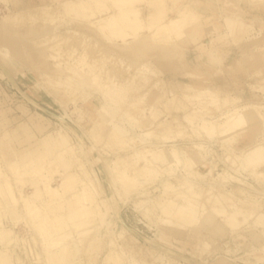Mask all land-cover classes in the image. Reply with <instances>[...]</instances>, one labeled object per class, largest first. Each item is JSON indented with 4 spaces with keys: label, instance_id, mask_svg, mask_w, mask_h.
I'll list each match as a JSON object with an SVG mask.
<instances>
[{
    "label": "rangeland",
    "instance_id": "1",
    "mask_svg": "<svg viewBox=\"0 0 264 264\" xmlns=\"http://www.w3.org/2000/svg\"><path fill=\"white\" fill-rule=\"evenodd\" d=\"M32 1L0 0V111L12 119L9 128L28 124L26 145L37 142L30 152H13L16 163L39 152L50 165L42 178L18 177L0 157V264H264V48L248 52L264 38L242 6L256 0H210L211 7L179 0L176 8L174 0ZM254 4L264 11V3ZM119 8L138 15L139 27H108ZM187 8L208 17L202 45L221 50L208 61L186 53L187 41L172 32L149 37L147 25ZM222 11L241 17L239 34L229 33ZM42 29L27 42L30 30ZM137 35L151 45L145 53L131 47ZM105 98L116 118L100 113ZM245 107L257 111V128L241 139L222 137L227 116ZM25 111L45 119L29 125ZM1 122L2 156V140L12 135ZM69 172L77 173L74 185L64 180ZM81 181L96 194L71 220L82 205ZM206 193L223 202L221 233L165 214L170 203L204 206ZM35 194L49 204L42 224L57 226L56 236L42 237L31 220L26 203Z\"/></svg>",
    "mask_w": 264,
    "mask_h": 264
},
{
    "label": "bare ground",
    "instance_id": "2",
    "mask_svg": "<svg viewBox=\"0 0 264 264\" xmlns=\"http://www.w3.org/2000/svg\"><path fill=\"white\" fill-rule=\"evenodd\" d=\"M119 1V0H118ZM179 0H174L171 2L173 8L177 6ZM225 2V6H235V2L234 0H223V3ZM222 3V4H223ZM255 3V4H254ZM264 3V0H256L255 2H253V4L256 6L258 4H262ZM159 4H163L162 2H160ZM170 4V5H171ZM199 4L200 6L203 5L205 7H211V2L208 1L206 4H203V2L201 1H196V5ZM184 5L186 6H191L194 5L193 2H185ZM264 5V4H263ZM210 10V9H208ZM235 11H232L231 9V14H237V15H241V11L240 8L239 9H234ZM164 8L162 9H158L155 14L158 16H162L164 13ZM201 12V11H200ZM202 13H194L192 10H190L189 8H187L185 11H181L180 9L177 10L176 16L173 19L168 20L167 22H163V23H159L157 24L156 27H154L153 29H151L150 25H147L148 29L147 31L150 33L149 37H153L154 35H157V32H161V30H166L169 32L174 33L175 35H177V37H179L182 41H187V44L189 42H196L198 40V37L200 36V33L202 31V19H204L201 16ZM209 14V13H208ZM219 15H223L224 16V20L227 22V30L229 31V33L234 36V34H239L240 32L237 31V29H235V25L240 21L241 17H229L228 14H225L223 11L220 12ZM138 15H134L132 16H128L127 13L119 8V11L116 15V17H114L113 15H111L109 17L108 20V27L112 28L113 30L116 29H123V28H135V27H139L140 24V20L137 17ZM200 16V17H199ZM236 16V15H235ZM207 17V16H206ZM155 20V24L157 23L156 21L157 18L154 19ZM151 24V23H149ZM125 25V26H124ZM146 27V28H147ZM46 29H42L40 31H29L28 36L25 37V39L27 40V42L29 43L30 41L36 42L35 41V37L46 33ZM9 36L12 37L13 34L8 33ZM14 36V35H13ZM143 36H135L134 37V43L132 44V48L134 49V51L138 52V53H145L146 49L150 48V43L147 41H145V39H142ZM147 38V37H144ZM149 39V38H147ZM44 40V39H43ZM15 41V42H14ZM13 41V45L15 50L17 49V46L20 45L19 41L14 40ZM41 41V40H40ZM45 41V40H44ZM145 41V42H144ZM258 65L260 66V64H262V62L260 61V59L257 61ZM79 73H82L81 70ZM71 79H77L78 77H70ZM214 95V94H213ZM109 99L105 98L104 99V104L100 110L101 114H105L110 118H116L117 116H113V115H109L111 113V111H109ZM258 113L255 109L249 108V107H245L242 108L240 110H234L229 116H227L226 119V126L223 128V130L220 131V135L222 137H227L230 135H239V138H243L246 135L252 134L255 128H257V123H258ZM27 131V126L25 124L20 125L17 127V129L15 131L12 132L11 135H13V137H18L17 134H23L25 135ZM237 135V136H238ZM9 136V135H8ZM10 137V136H9ZM239 138L237 141L234 142V140L231 142L232 147H236V144L239 141ZM12 140V138L10 139H3V143H4V147H2V149H6L7 147V142ZM1 149V148H0ZM9 150V149H8ZM5 154V155H4ZM171 154V158L174 162L179 163L180 162V157L178 155V152L176 150H172ZM31 155V156H28ZM0 157L4 158V160L6 161V166L11 168L13 173H17L18 177L24 175L25 173H29L32 172L33 174L39 176V177H43L40 174L42 173V171L44 170H48L50 162L46 159V157L43 156V154L36 152V153H28L27 155L22 154L20 155V163H16V156H14L13 152H9L8 154L4 153L3 151V155ZM1 159V158H0ZM155 160V159H153ZM76 167V166H75ZM64 180L65 181H72L73 184L76 182V177L77 173L75 172H69L68 174L63 175ZM44 181L47 183L48 179L43 178ZM69 185V183L67 184ZM79 185L81 187V189L79 190V200L80 198L82 199V205L80 208H75L74 210H72V215H71V220H73L76 217H79L81 215H84L87 211V208L85 207L86 204L85 201H90L93 200V198L95 197L96 194V189L93 190V192L91 193V189L89 188V186H87L88 184L81 181V183L79 182ZM87 186V187H86ZM48 187V186H46ZM52 189V188H49ZM51 193H55L56 190H51ZM211 193V192H210ZM213 193V192H212ZM183 194V193H182ZM206 193L205 196H207L204 201H205V205L201 206V207H197L196 205H194V202L192 200H188L187 204H175V203H170V206H168V209L166 210L165 214H173L174 216H177L176 218L179 220H185L187 218H192L193 221H196L199 224H209L210 229L215 232V233H221L223 231V226L220 224L219 220H218V216L219 215H223V202L222 200H220L219 196L216 194H210ZM181 195V194H180ZM35 196V197H34ZM33 196V201L32 202H27L26 203V209L27 212L30 214L31 216V220H33L34 224H38V226L40 227L39 229L41 230V236H45L46 238L51 237V236H56L57 233L60 231L58 229L57 226H49L46 227L45 225L42 224V221H44V217H43V213L46 210L45 208H49V204L47 202L44 201H39L38 200V194H35ZM181 198V197H180ZM37 202H40L39 206H37L38 204H36ZM192 207L191 209H187V208ZM55 208V206H54ZM202 208V209H201ZM51 209V208H49ZM57 214V213H56ZM198 214V215H197ZM187 216V217H186ZM191 216V217H189ZM191 219V220H192ZM59 219H56V221ZM183 221L185 223L192 222L193 221ZM189 221V222H188ZM32 222V221H31ZM195 222V223H196Z\"/></svg>",
    "mask_w": 264,
    "mask_h": 264
},
{
    "label": "crops",
    "instance_id": "3",
    "mask_svg": "<svg viewBox=\"0 0 264 264\" xmlns=\"http://www.w3.org/2000/svg\"><path fill=\"white\" fill-rule=\"evenodd\" d=\"M198 1H200V2L202 1L203 4H206L210 0H208V1L207 0H198ZM13 2H14L13 5H15V6H16V4H19L20 6L24 5V6H31V7L36 5V4H33L32 0H13ZM185 2H187V0H185ZM11 5H12V3H11ZM41 5H43V4H41ZM252 5H253V2L248 3V5H244V3L242 4V6H244V10H245V8H247L246 9V11H247L246 12L247 13L246 17H248L247 20L248 21H253V29L258 32L257 34L259 36H262L264 38V11L260 10V9H255V8L251 7ZM199 10L201 11L200 13H202L201 16L206 18V19H202L204 21V22H202V25H203L202 31H201L200 36H199V38H198V40L196 42H189L184 48L186 53L193 54V55L196 54L197 55L196 58H197L198 62H200L202 60L204 61V59L206 61H208L207 60L208 54L210 52L216 51L218 49V47H217V48H215L213 50H210V51H208V50L205 51L204 50L205 46L202 45V42L205 43L207 41L205 39H207V35L209 33L208 29H207V23H206V21H208L207 20L208 17L204 16L205 13L203 12V10H201V8ZM259 24L262 25V27H261L262 29L261 28L259 29ZM254 30H252V31H254ZM259 31L262 34H259ZM255 33L256 32L254 31L253 35L251 34V36L255 37L254 36ZM207 43H205V45H207ZM263 48H264V44H263V47H260V45L259 46H254L252 51H248V52L249 53L261 52V49H263ZM257 50H259V51H257ZM219 51H221V50L218 49L217 52H219ZM195 65H197V64H195ZM25 112L26 113L23 114V115L26 116V117L29 116L28 117L29 118V125L30 124L34 125V122H33L34 120L36 121V120H40V119H42V120L45 119V117L42 114L38 113V112H34V113H32L30 111H25ZM40 116H42V117H40ZM0 117L2 118L1 128L3 129L2 130L3 133L5 131H7V132H11V134H12V132L14 130H16L18 126L25 124V122L24 123L20 122L17 125L11 126V128H9L10 126H7V125L12 121V119H10V117L7 116V111L6 112L5 111H3V112L0 111ZM16 118L17 117H13V120H16ZM25 125H28V124L26 123ZM41 131H42V129H38V128H36L34 130V132H41ZM30 135H31V133H29V131H28L27 135H23V134L19 135V134H17L18 137H16V138L13 137V135H12V140L7 142V147H6L5 151H4V153L8 154L9 152L21 153V152H24V151H27V152L32 151V149H34V147L37 145V142H36V144H34V146H29L30 144L26 145L28 140L30 141V139H31ZM25 137L26 138L29 137L28 140Z\"/></svg>",
    "mask_w": 264,
    "mask_h": 264
}]
</instances>
